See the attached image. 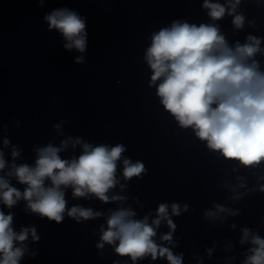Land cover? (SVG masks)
Masks as SVG:
<instances>
[{"label":"water","instance_id":"obj_1","mask_svg":"<svg viewBox=\"0 0 264 264\" xmlns=\"http://www.w3.org/2000/svg\"><path fill=\"white\" fill-rule=\"evenodd\" d=\"M211 2L228 6L226 0ZM60 8L85 18V52L65 49L63 36L49 30L44 16ZM207 11L203 0H43L42 6L40 0H0V149L7 161L0 176L23 192L26 185L7 176L12 163L34 165L36 148L60 146L69 137L94 146L121 143L126 146L122 159L141 161L147 169L142 178L126 181L122 160L118 163L119 183L108 195L125 197L122 201L75 198L68 188L67 208L79 205L101 213L79 223L66 213L59 224L41 218L26 210L23 199L12 208L0 202V210L13 214L17 233L35 226L40 237L34 242L29 234L20 264H134L115 253L113 245L96 247L101 228L106 229L108 216L118 208L132 209L135 219L148 216L151 223L160 203L169 205L176 227L172 243L161 240L170 231L166 221L153 239L182 254L183 264H244L252 245L240 242L242 230L264 238V162L246 167L226 160L191 128H180L160 104L144 59L152 33L174 20L215 23L230 44H243L254 35L262 38L264 48V0H240L234 15H244L242 29L233 26V16L226 13L212 21ZM78 56L84 57L83 64L75 62ZM256 59L264 68V55ZM14 146L20 151L15 159ZM80 151L69 143L60 155L70 158ZM173 203L181 206L178 216L171 213ZM216 205L231 212H220ZM209 210L216 216H206ZM135 264L168 261L147 256Z\"/></svg>","mask_w":264,"mask_h":264},{"label":"clouds","instance_id":"obj_2","mask_svg":"<svg viewBox=\"0 0 264 264\" xmlns=\"http://www.w3.org/2000/svg\"><path fill=\"white\" fill-rule=\"evenodd\" d=\"M40 3L42 6L43 0ZM226 3L227 8L221 3L203 0V8L208 10L207 15L212 21L222 19L227 13L233 16V26L242 29L244 15H234L240 0H226ZM44 20L49 30H57L67 41L65 49L85 52V18L69 8H60L45 15ZM261 43L262 38L248 35L243 44L239 41L230 44L215 23L174 20L152 33L151 44L144 56L152 72L151 85L156 87L159 102L179 127L191 128L200 141L206 142L209 150L246 167L264 162V68L256 59L258 54L264 55ZM75 62L83 64L84 57H76ZM54 127L59 129L60 125ZM9 143L7 138L3 140L4 146ZM69 143L73 148L79 145L80 154L62 158L60 153ZM125 151L126 146L121 143L94 146L80 137H69L60 146L49 143L36 148L34 165L12 163L7 173L26 185L23 192L0 176V202L12 208L23 199L27 211L57 224L64 220L65 213L78 223L94 219L101 213L79 205L67 208L66 190L71 188L75 198L94 195L105 203L126 199L108 195L119 183L118 163L122 160V175L126 181L142 178L147 169L141 161L122 159ZM11 155L15 159L20 151L14 146ZM6 166L4 152L0 149V171ZM260 190L264 191V186ZM183 207L188 210V205ZM215 207L220 212H231L221 205ZM171 213L180 215L181 206L171 204ZM205 215L215 217L216 212L209 210ZM135 216V211L130 208L111 211L106 229L101 228L100 243L96 247L113 245L115 253L129 256L134 264L147 256L152 260L166 258L168 264H183L182 254H174L153 239L162 221H166L170 231L163 234L161 240L172 243L176 226L169 216V205L160 203L151 223L148 216L142 219H135ZM12 225L13 214L0 210V264H20L27 251L24 242L29 234L34 242L40 239L35 226L21 227L17 233ZM242 231L240 242L252 245L244 264H264V238L248 228Z\"/></svg>","mask_w":264,"mask_h":264}]
</instances>
